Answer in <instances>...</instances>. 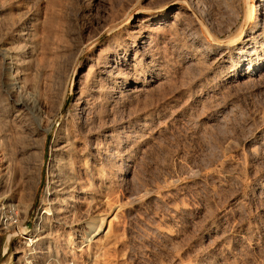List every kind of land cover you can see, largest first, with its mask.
I'll return each instance as SVG.
<instances>
[{
	"label": "rangeland",
	"instance_id": "rangeland-1",
	"mask_svg": "<svg viewBox=\"0 0 264 264\" xmlns=\"http://www.w3.org/2000/svg\"><path fill=\"white\" fill-rule=\"evenodd\" d=\"M259 12L258 0H0V48L18 47L26 60L19 94L33 95L40 112L19 111L0 57V206L11 197L22 209L27 198L22 227L31 230L50 182L73 173L95 200L91 210L66 208V220L52 224L46 245L58 264L78 253L70 243L79 240L75 211L87 218L114 209L118 232L86 252L90 264H264V56L245 77L235 70ZM173 16L175 30L145 50L155 68L132 64L144 54L133 41L148 35H137L138 27ZM211 36L237 40L227 51L231 62L217 61ZM104 48L114 58L112 80L95 64ZM125 72L137 80L119 98L113 84ZM137 195L142 200L127 204ZM2 227L0 264H23L30 243Z\"/></svg>",
	"mask_w": 264,
	"mask_h": 264
},
{
	"label": "bare ground",
	"instance_id": "bare-ground-1",
	"mask_svg": "<svg viewBox=\"0 0 264 264\" xmlns=\"http://www.w3.org/2000/svg\"><path fill=\"white\" fill-rule=\"evenodd\" d=\"M18 2V1H17ZM257 2V1H256ZM20 7V6H19ZM258 7L260 8V12L258 14H260L261 16V23L259 25L254 26V28H252V30L250 31V34L247 36V38L245 39V41H243V45L241 48V52L240 57L238 58V61L235 63L236 69V75L237 77H245L246 74H250L254 71V69L252 68V65L254 64L253 61L256 60V58H262V56H264V0H258ZM179 13H176V15H178ZM175 16V15H174ZM172 17L171 20H168V22H166L164 25H153L151 26H146V25H142L138 27V30L136 31L137 35L141 34L140 32H145L146 34L148 33V35L144 36L146 38L143 41H140L139 44L140 45H136L135 40L133 41L134 45L133 47H136L137 50H140L142 53H144L142 55V57H137L136 55L132 58V64H136L139 61H145V63L147 64V68L148 69H152L155 68L154 64H155V57L150 56L149 52L148 54L145 52V50L147 49V51L149 50L150 47H152L153 45H156V40L157 37L160 34L164 33V30L166 31V29L168 28V30H175L176 28V24L178 19H175V17ZM258 22V21H257ZM161 24V23H160ZM164 27V28H163ZM166 27V28H165ZM109 29V28H108ZM110 30V29H109ZM167 30V32H168ZM3 32V31H2ZM21 32V31H20ZM22 34V33H21ZM19 35V34H18ZM17 35V36H18ZM23 35V34H22ZM21 36V35H20ZM141 36V37H143ZM26 37V36H25ZM134 38V37H133ZM161 38V37H160ZM21 39V38H19ZM212 40L211 43L208 44V47H210L211 49H213V51H218L220 53V55L218 56L217 61H221L222 63H229L231 62L230 60H228L227 58V51L228 49H230L231 47H234L237 43V40L235 39H229L228 42H226L225 44H221L218 42V40L215 37L210 38ZM24 41V40H23ZM261 42V43H260ZM23 44V43H22ZM25 44V43H24ZM258 44V45H257ZM16 44L12 47H1L0 48V57L2 58V71H3V77H4V81L6 82V88L8 89V91L10 93H14L15 96H17V98L15 99V105L20 109L26 108L31 110L33 116L37 117L38 115L40 116V112L37 110L38 108H36V101L33 97V95H20L19 93L20 88L22 86V78L26 73V70L24 72V64L23 61L26 60H21V58H19V55H17V51L15 47ZM238 46V45H237ZM253 46V47H251ZM22 47V46H21ZM20 47V48H21ZM155 49V48H154ZM158 49V48H157ZM235 49V48H234ZM23 50V48H22ZM27 50V49H26ZM109 50V49H108ZM201 50V49H200ZM199 50V53H200ZM150 51V50H149ZM152 51V50H151ZM207 51V50H206ZM230 51V50H229ZM228 51V52H229ZM198 50L195 51V53H197ZM209 52V51H208ZM207 52V53H208ZM211 52V51H210ZM16 53V54H15ZM146 53V54H145ZM194 53V54H195ZM217 53V52H216ZM152 54V53H150ZM193 54V55H194ZM198 54V53H197ZM204 55V54H203ZM212 55V54H211ZM96 65H102L104 66L106 69L109 68L108 71H106V76L104 78L107 79H115L117 76L115 74V69L116 66L114 65V58H112L111 53H109V51H106L105 48L101 49L98 51V53L96 54ZM196 56V55H195ZM202 56V55H201ZM204 57V56H203ZM194 58V57H193ZM197 58V57H196ZM195 58V59H196ZM201 58V57H199ZM211 58V56H210ZM217 58V57H215ZM32 59V58H31ZM206 59V58H205ZM264 60V59H262ZM198 61V60H197ZM212 62V61H211ZM247 63V66L243 69V65ZM1 65V64H0ZM26 65V64H25ZM94 65V66H96ZM125 67H130L131 64H125L123 65ZM134 66V65H132ZM215 66V65H214ZM222 66V65H221ZM224 66V65H223ZM227 67V66H226ZM102 68V67H101ZM105 70V69H104ZM161 70V69H160ZM231 69L226 70L224 72V79L227 81L231 78ZM160 72V71H159ZM92 73V72H91ZM94 73V72H93ZM92 76L95 77V75ZM97 73V72H96ZM161 73V72H160ZM159 73V74H160ZM158 74V75H159ZM103 76V75H102ZM249 77V76H248ZM29 78V77H28ZM128 73L125 72L124 75L121 77V81H117L115 82L113 85L115 86V92L114 94H116L117 97H122L121 95H123L122 93H127V84L129 85V83L132 82V80H137L136 77L134 78H130L128 79ZM155 78V77H154ZM24 79V78H23ZM214 80V79H213ZM98 81V80H97ZM93 82V79H92ZM94 83V82H93ZM27 93V92H26ZM129 93H133V91L129 92ZM17 94V95H16ZM118 94V95H117ZM113 95V94H112ZM125 96V95H124ZM123 96V97H124ZM86 100V99H85ZM82 101L83 105H85V103H87L86 101ZM99 101V100H98ZM156 103V102H155ZM96 104V103H95ZM153 104V103H151ZM15 106V107H16ZM152 106V105H151ZM85 107V106H84ZM82 109V108H81ZM16 112V111H15ZM21 112V111H20ZM17 113V112H16ZM15 114V113H14ZM22 114V113H21ZM18 115V114H17ZM147 115V114H146ZM20 116V115H19ZM22 116V115H21ZM44 116V115H43ZM15 117V116H14ZM17 117V116H16ZM42 117V116H41ZM264 117V116H263ZM39 118V117H38ZM146 118V117H145ZM18 120V119H17ZM41 120V119H40ZM144 120V119H143ZM142 120V121H143ZM260 122V121H259ZM144 123V122H143ZM18 125V124H17ZM16 128V126H15ZM16 135V134H15ZM18 135V134H17ZM66 141V140H65ZM68 145V144H65ZM66 147V146H64ZM60 149V148H59ZM66 150V148H64ZM69 150V149H68ZM67 151V150H66ZM64 158V157H63ZM72 162V161H70ZM7 164H5L6 166ZM8 167V166H7ZM58 168V166H57ZM110 168V167H109ZM5 169V168H4ZM56 169V168H55ZM54 171L58 172V170L56 169ZM109 170V169H108ZM5 171V170H4ZM89 171V170H88ZM114 171V170H113ZM96 172V171H95ZM54 173V172H53ZM59 173V172H58ZM69 174V173H68ZM67 174V175H68ZM54 175V174H53ZM58 174L56 173V176ZM60 175V174H59ZM71 175V174H70ZM74 174L72 173V176ZM113 175V174H112ZM55 176V175H54ZM71 176V177H72ZM69 177L68 179H58V180H53L52 182H50V186L49 188L46 190V199L45 203L43 205V210H41L42 212L40 213L39 217L36 218L37 219V223L35 225V227L31 230L29 229H25L22 227L24 219L26 217L27 211L31 206V202L26 198V202H19L22 206V209L19 208L18 205H16L15 203H13L12 199H7L6 197L4 198L2 204H1V226H3V229H10V230H15L16 234L20 235L22 239L26 240L27 243H30L27 247L25 246L24 249H22V256L18 259H20L22 262H24L23 264H58L56 259H52L49 257V254L52 252L49 245L47 246L46 244L49 243V241H51V239L54 238L55 234H54V229L52 225L53 223H59L61 220H63L65 217V214H63L64 210L66 208H70V210H75L76 207L78 208L80 205L82 207V205L84 204V206H86V209L91 210L90 208H92V204L93 201L91 199L92 198V192L90 191L89 186L87 185H83V186H79L78 188L76 186H78L79 181H77V179L79 177H77V179L75 178H71ZM76 177V176H74ZM54 178V177H53ZM60 178V177H57ZM82 181V180H81ZM81 185V184H80ZM91 185V184H90ZM88 187V188H86ZM6 190V189H5ZM95 192V191H93ZM107 192V191H106ZM74 193L77 194H81L82 197H76L74 195ZM146 193V192H145ZM150 193V192H149ZM148 193V194H149ZM94 195V194H93ZM107 196V195H106ZM138 196V195H137ZM132 197L131 199H126L127 204H132V203H138V201L142 200L141 197ZM27 197V196H26ZM95 197V195H94ZM144 197V196H143ZM13 198V197H12ZM141 198V199H140ZM28 200V201H27ZM95 200V199H94ZM16 201V199H15ZM96 202V201H95ZM129 202V203H128ZM109 204H112L110 202H106ZM125 203V202H124ZM123 203V204H124ZM126 204V203H125ZM129 204V205H130ZM113 205V204H112ZM114 206V205H113ZM110 207L109 209L111 210ZM117 206V205H116ZM115 208V207H114ZM124 208V207H123ZM83 209V210H84ZM67 210V209H66ZM88 210V212H89ZM108 210V208H107ZM117 210V211H116ZM114 209L111 210L113 211L114 215L112 217V214L109 215L111 213H109V211H107V213H109L107 218L106 216H104L106 218V220L104 219V217L102 216H89L87 218H78V214H80L79 212H72L74 216V221H76L77 226H79L78 228H74L73 229V236H75L76 242L74 241L73 243L70 242L73 247L75 248V251L78 252L76 255L73 253L72 255H75V261L76 264H87L88 262L93 263L94 260H92L90 257V255L88 256V250L92 247V248H97L99 246H101L102 242L104 244V241L108 242L111 240V238L114 236L115 233V227H114V222L117 220V213L120 211L119 209ZM119 210V211H118ZM175 210V209H174ZM70 211V212H71ZM87 211V210H86ZM106 211V210H105ZM21 212V214H23L22 218L20 219V215L19 213ZM69 212V211H67ZM81 212V211H80ZM85 212V211H82ZM81 212V214H82ZM87 213V212H86ZM90 213V212H89ZM69 214V213H68ZM66 214V216L68 215ZM85 214V213H84ZM88 214V213H87ZM95 214V213H94ZM120 214V213H119ZM87 216V215H86ZM71 217V218H72ZM83 217V215H82ZM85 217V216H84ZM111 219H110V218ZM27 218V217H26ZM109 218V219H108ZM120 218V217H119ZM46 219L48 222H46ZM73 219V218H72ZM103 219L105 221H103ZM108 219V220H107ZM45 220V223H43V221ZM120 219L117 220L116 223H118ZM72 222V221H71ZM75 223V222H74ZM61 224V223H60ZM118 225V224H117ZM116 225V228H117ZM72 230V229H71ZM56 231V230H55ZM61 231V230H60ZM159 231V229H158ZM66 232V231H65ZM162 232V231H161ZM58 233V232H56ZM62 233V232H61ZM64 233V232H63ZM165 233V232H164ZM58 235V234H56ZM62 235V234H60ZM60 235H58L57 237H59ZM69 235V234H68ZM164 235V234H163ZM61 237V236H60ZM63 238V235H62ZM12 239V236L8 237V241L10 242ZM58 239V238H57ZM61 239V238H60ZM65 239V237H64ZM69 239V238H68ZM53 241V240H52ZM61 241V240H60ZM59 241V242H60ZM63 241V240H62ZM59 242H57V244H59ZM65 241H63L64 244ZM24 243V242H23ZM54 243V242H52ZM62 243V242H61ZM60 243V245H62ZM26 245V244H25ZM66 245V242H65ZM56 247V245H53ZM64 246V245H63ZM60 248L62 246H59ZM71 248V245L68 246ZM102 247V246H101ZM72 251V249H70ZM54 249V247H53ZM56 249V248H55ZM65 249V248H64ZM63 249V250H64ZM21 250V249H20ZM68 250V249H67ZM100 250V249H99ZM66 251V249H65ZM94 251V250H93ZM92 250L91 252L94 253ZM96 251V250H95ZM20 252V251H19ZM56 253L58 251H55ZM99 252V251H98ZM61 253V250L60 252ZM65 253V252H64ZM67 253V252H66ZM97 255V251L95 252ZM63 254V252H62ZM87 254V255H86ZM56 254H54L55 256ZM58 255V253H57ZM56 255V256H57ZM65 254H63L64 257ZM70 253L68 254L69 257ZM95 255V254H94ZM100 255V254H99ZM58 257V256H57ZM62 257V255L60 256ZM91 257L92 254H91ZM94 258V257H93ZM96 258V255H95ZM70 259V258H69ZM45 260V261H44ZM63 260V259H62ZM61 260V262H62ZM67 260V259H66ZM72 260V259H70ZM70 260H68L67 262H69ZM74 260V259H73ZM65 261V260H64ZM92 261V262H91ZM42 262V263H41ZM60 263V261H58ZM71 262V261H70ZM72 262V263H74ZM78 262V263H77ZM96 262V261H95ZM69 263V264H72ZM88 263V264H90ZM62 264V263H61ZM66 264V263H65Z\"/></svg>",
	"mask_w": 264,
	"mask_h": 264
}]
</instances>
